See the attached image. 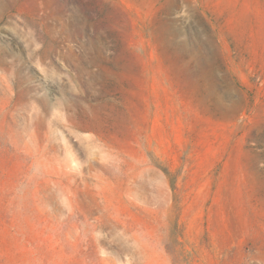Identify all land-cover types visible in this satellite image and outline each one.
<instances>
[{
    "label": "rangeland",
    "instance_id": "rangeland-1",
    "mask_svg": "<svg viewBox=\"0 0 264 264\" xmlns=\"http://www.w3.org/2000/svg\"><path fill=\"white\" fill-rule=\"evenodd\" d=\"M0 264H264V0H0Z\"/></svg>",
    "mask_w": 264,
    "mask_h": 264
}]
</instances>
